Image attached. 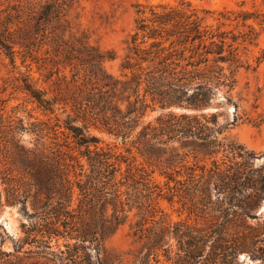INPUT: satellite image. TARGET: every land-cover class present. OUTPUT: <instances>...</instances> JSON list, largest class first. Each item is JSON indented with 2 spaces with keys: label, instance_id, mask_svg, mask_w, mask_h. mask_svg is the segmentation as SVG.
<instances>
[{
  "label": "trees",
  "instance_id": "16d2710c",
  "mask_svg": "<svg viewBox=\"0 0 264 264\" xmlns=\"http://www.w3.org/2000/svg\"><path fill=\"white\" fill-rule=\"evenodd\" d=\"M13 8L16 13H8L0 23V47L14 60V47L19 45L25 51L24 62L26 56L35 59V54L47 45V51L53 54V63L59 65L57 72L70 69L78 95L71 100L74 116L67 113L66 126L77 142L86 147L82 155L86 157L89 173L87 170L80 173L74 170L75 178H72L68 163L58 158H42L52 173L50 187L34 166V160H41L44 149L38 143L32 148L19 144L14 134L15 146H19L24 157L22 171L30 182L23 191H11L6 187V201L18 203L26 209L31 198L33 208L40 210L37 211L38 216L49 218L52 213L60 211L49 209L50 201L57 199L58 204H64L66 200L71 202L75 188H78L83 214L95 211L101 202L104 211L112 204V220H102L103 223L112 221L116 228L123 224L127 217L121 216L125 212L124 205L133 200L137 202L140 194L129 189L124 193L120 188L124 181H117L121 163L127 160L118 158L108 148H91V143L99 141L90 133L93 127L124 144L130 142L142 156L159 162L165 167L163 173H166L168 183L176 182L183 186L187 182L185 189L192 190L195 203L203 212L216 217L217 221L210 227L198 228L196 234H186L189 239L196 240L199 262L235 264L240 252L247 251L254 261L264 264V210H260L264 202V162L255 166V152L227 136L220 138L242 118L238 113L240 105L231 94L236 74L243 66L238 47L234 46L236 37L229 42L225 32H213L204 23L205 17L195 12L157 7L151 10L154 27L149 29L144 18L137 26L135 45L127 55L128 61L133 58L137 61L133 66L123 64V76L116 77L104 67V62L113 56L91 44L87 36L72 33L67 18L71 4L65 0H28ZM164 31L166 36L162 34ZM140 32L145 39L151 40L149 47L142 46L147 40L136 43ZM14 34H17L15 39ZM21 34L25 36L20 37ZM25 89L41 108L54 112L59 102L31 84H26ZM230 104L235 106L234 118L230 120L226 116L221 120L225 115L221 110L227 111ZM157 107L165 111L155 120L146 121L147 111ZM77 122L83 126L75 124ZM41 125L42 122L33 121L31 127L22 124L16 131L32 132L41 139L45 137V134L41 135ZM177 142L185 147L190 145L192 152L212 159L213 164L210 167L207 164L187 165ZM221 151L230 158L229 164L219 163L215 158ZM184 154L188 155L187 152ZM182 168L190 170L187 178H181ZM168 169L177 174L168 172ZM143 178L148 180L142 182L144 189L148 190L143 196L148 206L155 199L154 189L149 185V178ZM3 183L7 182L2 180L0 186ZM130 186L139 189L135 184H129L128 188ZM33 188L34 193L31 192ZM213 193H216V201ZM44 195L45 198L42 197ZM143 206L142 203L137 204L139 208ZM61 214L64 212L57 215ZM250 219L258 222L253 225L249 223ZM36 225L38 223L26 232L32 234L36 231L44 236ZM229 227H233L234 232H229ZM93 233L81 228L77 238L82 242H92L95 240ZM154 247L159 249L160 242H155ZM177 255L175 264H191L190 255L182 257L178 252Z\"/></svg>",
  "mask_w": 264,
  "mask_h": 264
},
{
  "label": "rangeland",
  "instance_id": "374dc122",
  "mask_svg": "<svg viewBox=\"0 0 264 264\" xmlns=\"http://www.w3.org/2000/svg\"><path fill=\"white\" fill-rule=\"evenodd\" d=\"M26 1L28 0H0V23L8 13H16L13 8L15 5ZM65 1L71 4L67 18L70 20L72 33L87 36L91 44L102 52L111 54L113 58L107 59L104 67L116 77L123 76V64L133 66L137 61L135 58L130 61L127 59L135 45L137 26L144 18L149 29L154 27L151 10L157 7L167 6L182 12H195L198 16L205 17L204 23L213 32H225L229 42L236 37L234 46L238 47L243 66L236 74V83L231 94L240 105L238 113L242 118L237 125H231L220 138L227 136L236 144L255 152V166L263 164L264 0ZM162 34L166 36L165 31ZM13 36V39L17 38V34ZM142 40H147L142 46H150L151 40L145 39L140 32L136 43ZM14 49L15 59L12 60L4 48L0 47V183L2 180L7 182L0 186V264H175L177 252L182 257L190 255L191 264H204L196 257V240L189 239L187 235L191 232L196 234L198 228L210 227L217 221L216 217L212 213L203 212L199 204L195 203L191 196L192 190L185 189L187 182L183 186L176 182L168 183L166 173H163L165 167L159 162L142 156L130 142L124 144L121 140L93 127L90 133L98 137L99 141L91 143V148H108L118 158L127 160L121 163L117 181H124V185L120 186L124 193L129 189L130 192L140 194L138 203L133 200L124 205L125 212L121 216L127 217L123 224L116 228L112 221L103 223L102 220H112V204L104 211L101 202L95 211L83 214L78 188H75L71 202L66 200L64 204H58L57 199L50 201L52 204L49 209L60 211L52 213L49 218L38 216L37 211L40 210L33 208L31 198L26 209L18 203L6 201V187L11 191H23L28 188L30 182L29 177L22 171L24 157L20 154L19 146H15V140L12 139L14 134L17 143L28 148L38 143L40 148L44 149L40 155L41 160H34V166L40 170L42 178L50 187L52 173L49 166L42 162V158H58L61 162L68 163L72 178H75L74 170L77 173L87 170L89 173L86 157L82 155L86 147L77 142L66 126L67 113L70 112L74 116L71 100L78 95L70 69L57 72L59 65L53 63V54L47 51V45L35 54V59L26 56L24 62L23 48L16 45ZM60 67L62 68V65ZM26 84H31L33 88L42 90L47 97L59 102L54 112L41 108L25 89ZM163 111L165 110L159 107L149 109L144 119L155 120ZM221 111H225L221 120L226 116L232 120L235 106L230 104L227 111ZM33 121L42 122L41 135L45 134L44 138L38 139L39 136L32 132L16 131L22 124L31 127ZM75 124L83 126L81 122ZM176 145L187 165L207 164L210 167L213 164L212 159L192 152L190 145L185 147L178 142ZM186 152L188 155L184 154ZM215 158L219 163L231 162L222 151ZM129 163L131 164L128 165ZM181 171V178H187L190 170L182 168ZM168 172L177 174L172 169H168ZM143 177L149 178V185L154 189L155 199L148 206L146 197H143L148 190L144 189L142 184L148 180ZM82 180H85V177ZM129 184H135L139 189L136 190L132 186L128 188ZM34 191L35 188L31 192ZM42 197L45 198V195ZM123 198H126L125 194ZM213 200L216 201V193H213ZM132 203L135 205L131 208ZM139 203L145 206L139 208ZM260 210H264V202ZM61 211L64 214L57 215ZM257 222L256 219L249 220L253 225ZM36 223L41 232H44V236L36 231L32 234L26 232ZM81 228L87 229L88 232L93 231L95 240H78V229ZM229 232H234L233 227H229ZM157 241L161 244L159 249L154 247ZM186 250L190 252L187 253ZM235 264L261 263L259 260L254 261L247 251H242Z\"/></svg>",
  "mask_w": 264,
  "mask_h": 264
}]
</instances>
